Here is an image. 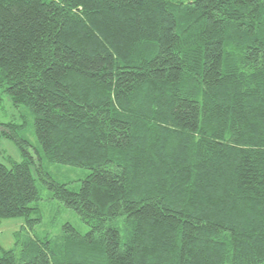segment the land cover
Instances as JSON below:
<instances>
[{
    "label": "trees",
    "instance_id": "obj_1",
    "mask_svg": "<svg viewBox=\"0 0 264 264\" xmlns=\"http://www.w3.org/2000/svg\"><path fill=\"white\" fill-rule=\"evenodd\" d=\"M0 93L44 158L89 170L77 190L39 172L87 230L16 232L0 264H264V0H0ZM19 126L0 219L31 231Z\"/></svg>",
    "mask_w": 264,
    "mask_h": 264
},
{
    "label": "rangeland",
    "instance_id": "obj_2",
    "mask_svg": "<svg viewBox=\"0 0 264 264\" xmlns=\"http://www.w3.org/2000/svg\"><path fill=\"white\" fill-rule=\"evenodd\" d=\"M13 122L21 126L17 127L20 138L28 141L26 151L32 156L29 161L31 172L35 178L38 188V200L35 205L37 211L31 216H40L31 231L24 228L25 219L22 216L0 219V243L4 248H12L15 245L16 232L21 234L20 238L31 236L39 240L53 238L60 234L62 225L70 223L81 234L87 230V225L80 219L79 215L71 208L66 207L60 200L56 199L52 192L40 180L39 172H46L54 180L65 183L72 190H77L81 180L89 172L88 169L72 165L49 162L42 155V150L36 140L34 133V115L25 106H14L6 93H0V122ZM38 150V152H37ZM27 158V156H25ZM16 139L0 137V162L11 165L13 161L25 159Z\"/></svg>",
    "mask_w": 264,
    "mask_h": 264
}]
</instances>
